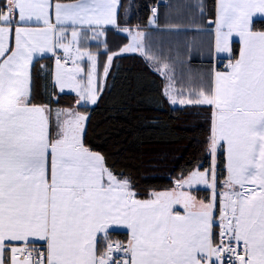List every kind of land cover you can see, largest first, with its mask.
Segmentation results:
<instances>
[{"label": "snow or ice", "instance_id": "obj_1", "mask_svg": "<svg viewBox=\"0 0 264 264\" xmlns=\"http://www.w3.org/2000/svg\"><path fill=\"white\" fill-rule=\"evenodd\" d=\"M121 7V0L0 2V264H264V30L256 28L264 0H217L212 35L219 62L227 60L223 71L199 74L198 87L185 92L167 64L157 70L170 105L212 109L211 163L181 170L173 187L148 199L88 145L89 114L53 107L59 100L51 93L37 103L33 88L34 63L49 54L52 88L74 92L77 107L98 103L122 55L157 63L138 25L120 27ZM187 7L205 14L204 0ZM150 12L156 25L157 7ZM109 26L131 41L107 55L101 78L98 55L80 45L90 31L107 54L100 38ZM218 151L227 160L219 191ZM200 186L210 190L207 199L194 194ZM122 230L127 241H113L110 233Z\"/></svg>", "mask_w": 264, "mask_h": 264}, {"label": "trees", "instance_id": "obj_2", "mask_svg": "<svg viewBox=\"0 0 264 264\" xmlns=\"http://www.w3.org/2000/svg\"><path fill=\"white\" fill-rule=\"evenodd\" d=\"M158 1L121 0L118 23L145 26L150 7ZM204 2L207 16L212 17L215 0ZM129 5H132L131 15L126 18L123 13L129 9ZM256 28L263 29L264 21L257 22ZM105 38L108 52L127 40V36L122 33L114 36L111 29H107ZM88 48L97 53L100 61L105 60L103 43L90 40ZM237 50L238 44L234 43L236 53ZM53 60L52 56H45L34 63L35 102L48 103L47 94L51 93L59 100V104L53 103V107H72L89 114L86 135L88 145L104 154L110 166L130 175L138 198H148L152 191L172 186L183 169L197 164L203 168L209 167L211 157L205 149L212 109L170 105L161 94L165 79L143 55L127 53L117 58L98 103L89 107H77V97L73 92L60 93L52 88ZM193 62L190 59L187 64ZM41 66H44L43 69ZM215 67L222 68L218 59ZM184 69L179 65L173 68L177 89L186 84ZM224 178V156L222 151H218L217 187H220ZM110 236L112 240L125 241L127 232L114 231Z\"/></svg>", "mask_w": 264, "mask_h": 264}, {"label": "crops", "instance_id": "obj_3", "mask_svg": "<svg viewBox=\"0 0 264 264\" xmlns=\"http://www.w3.org/2000/svg\"><path fill=\"white\" fill-rule=\"evenodd\" d=\"M0 2H2V0H0ZM53 2L55 3L56 0H53ZM59 2L70 4L76 2V0L59 1ZM194 2L195 0H159L156 4L150 7V8L157 7L159 18L156 22V25H150L148 23L149 18L151 16V12H149L146 25L139 26V31L144 33V36L142 37V41L145 50L149 51L151 54H153L158 58L157 63L150 62L155 70L162 69L163 65L167 64L169 66L167 71L171 76H173V72H174L173 68L175 65H179L180 68H185L184 70L186 72L185 75L183 76L186 84L178 88V89H183L185 92H187L188 89L194 86L198 87V85H194L192 81L195 80L199 74L207 72L210 69L223 71L227 64V60H224L223 62H226V64L222 66L221 69H216L215 67L218 58L214 51L212 33H214L215 30V24L213 23V21L216 18L217 0H215L213 16L212 17L207 16L206 13L207 7H205V14L202 18L198 15L195 9L187 7V5H190ZM209 19H212V22H208ZM192 21H195V23H192ZM120 27H126V26L120 25ZM127 27H136V26H127ZM177 27L181 29H185V28L205 29V31L182 30L176 32L169 30ZM107 29H111L113 35L115 34L117 36L118 34H120V32L117 29L111 26H109ZM258 30H264V28ZM106 34H107V30L105 32V35ZM125 35L127 36L128 39V35L127 34ZM91 37H92V33L90 31L87 32L86 38L81 41V46L88 48V42L92 40ZM103 38H105V36L101 37L100 39ZM89 50L91 51L90 48ZM238 51H239V45H238L237 54ZM59 52H62V50ZM91 52L97 54L96 52L93 51ZM47 56H51V55L49 54ZM190 59L193 60L194 62L193 64L189 65L187 63L190 61ZM53 67H54V60H53ZM165 83L166 81L164 82V85ZM56 91L59 92V89H56ZM65 108H72V107H65ZM223 156H224V165H225V178H224L225 180L227 178L226 153L223 152ZM210 163H211V159H210ZM223 181L221 182L220 187H217L218 191L223 186ZM171 187H173V185L168 188L155 190V191H165L170 189ZM204 190L205 192H202ZM194 194L197 196L198 199H207L210 196V190L207 188H202L200 186L199 190L194 192ZM178 210L182 212V209L178 208ZM127 238L128 236L126 237L125 242L127 241Z\"/></svg>", "mask_w": 264, "mask_h": 264}, {"label": "rangeland", "instance_id": "obj_4", "mask_svg": "<svg viewBox=\"0 0 264 264\" xmlns=\"http://www.w3.org/2000/svg\"><path fill=\"white\" fill-rule=\"evenodd\" d=\"M70 31L71 30H69V38H70ZM114 36H115V34H114ZM92 39V38H91ZM93 40V39H92ZM131 41V36H128V39H127V41L125 42V43H123V44H121V45H118V46H116L115 48H112L107 54H106V56H105V60L104 59H102L101 61H102V63H101V61L99 60V57H98V74H99V76L102 78L103 77V68H104V65H105V63H106V61H107V55H109V54H111L112 52H116V51H118L123 45H125V44H127V43H129ZM81 46V45H80ZM81 48H82V50H87V51H90L89 50V48H86V47H83V46H81ZM91 52V51H90ZM61 53L62 52H59L58 53V55H61ZM95 54V53H94ZM53 59H54V67L53 68H55V58L53 57ZM71 66V65H70ZM82 66H87V61H86V59H85V61H83L82 62ZM54 71V70H53ZM65 91H70V90H65ZM58 92V91H57ZM72 92V91H71ZM81 113H83V114H87L86 112H83V111H80ZM202 188H206L205 186H201Z\"/></svg>", "mask_w": 264, "mask_h": 264}, {"label": "built area", "instance_id": "obj_5", "mask_svg": "<svg viewBox=\"0 0 264 264\" xmlns=\"http://www.w3.org/2000/svg\"><path fill=\"white\" fill-rule=\"evenodd\" d=\"M61 55H62V53H61ZM225 64H226V62H223L222 66H224ZM113 241H116V240H113ZM120 242H125V241H120Z\"/></svg>", "mask_w": 264, "mask_h": 264}, {"label": "water", "instance_id": "obj_6", "mask_svg": "<svg viewBox=\"0 0 264 264\" xmlns=\"http://www.w3.org/2000/svg\"><path fill=\"white\" fill-rule=\"evenodd\" d=\"M208 22H212V19H209Z\"/></svg>", "mask_w": 264, "mask_h": 264}]
</instances>
